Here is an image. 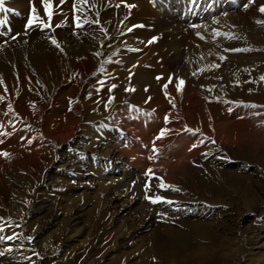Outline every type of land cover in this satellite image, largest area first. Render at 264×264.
Returning <instances> with one entry per match:
<instances>
[{
  "label": "bare ground",
  "instance_id": "1",
  "mask_svg": "<svg viewBox=\"0 0 264 264\" xmlns=\"http://www.w3.org/2000/svg\"><path fill=\"white\" fill-rule=\"evenodd\" d=\"M51 3L52 19L56 22L72 27L76 26L75 17L80 16L82 27H77L79 32L75 36L65 32L56 36L42 30L36 39L22 36L12 40L16 34L24 33L23 26L27 16L33 15V7L47 22L42 0H5V8L13 11H0V19L6 21L0 27V36L7 40L0 47V136L7 134V141L16 139L27 144L30 135V142L35 141L34 150L27 151L26 159L23 151L15 149L21 154L13 155L11 162L0 166L5 184L32 181L24 166L42 153L40 140L46 138L59 145L53 171L42 176V185L47 190L64 177L68 193L80 194L90 207L95 200L92 191L114 181L121 186L127 184L135 192V197L126 204L135 213L145 215L150 213L149 209H156L164 215L178 216L213 211L203 203H196L190 192L174 187L179 182L189 184L194 166L202 167L204 160L216 158V150L204 156V136L219 138L225 129L222 124L212 127L209 120L204 121L205 86L197 78L204 68L223 83L241 79L249 69L264 74V23H257L264 21V13L259 11L264 0H66L63 5L60 0H51ZM136 25L142 27H133ZM11 28L16 31H9ZM129 28L133 30L129 32ZM53 38L59 47L52 43ZM237 48L246 51L232 50ZM217 57L225 62L215 61ZM149 62L155 63L156 69L148 67ZM104 64H107L104 78L115 75L118 78H113L115 81L106 85L102 94L90 99L88 93L93 89L95 92L104 82H91L88 89L86 84ZM20 80H30L37 86L40 80L44 87H38L32 99L9 101L7 85H18ZM180 80L184 84L177 90ZM247 100L252 102L253 98ZM254 110L225 109L228 118ZM29 114L33 118L27 122L28 127H23L20 121H27ZM82 119L89 124L78 129ZM30 129L40 133L32 136ZM187 129L198 131L193 135ZM77 133L81 135L73 139ZM227 141L230 147L242 142L261 146L264 128L249 132L241 129L228 135ZM62 169L67 172L62 173ZM148 169L154 174L151 180L146 176ZM146 183L150 184L147 192L143 190ZM160 183L172 187L160 188ZM176 194L189 204H178L171 197ZM146 196H170L164 200L171 203H151ZM71 222L73 234L79 232V227L88 228L78 214ZM150 226L149 221L144 222L139 232H146ZM157 227L159 230L153 229L154 238L167 228L164 223ZM2 233L1 236L13 239L1 242L4 250L0 251L3 253L0 263L15 264L8 257L14 238L19 237L16 241L20 247L28 245L14 228H6ZM185 238L182 234L168 240L177 244ZM46 250L53 249L45 247ZM65 251L57 248L58 259Z\"/></svg>",
  "mask_w": 264,
  "mask_h": 264
},
{
  "label": "rangeland",
  "instance_id": "2",
  "mask_svg": "<svg viewBox=\"0 0 264 264\" xmlns=\"http://www.w3.org/2000/svg\"><path fill=\"white\" fill-rule=\"evenodd\" d=\"M29 18L28 15L26 24ZM51 25V28L43 29L37 22L29 28L27 34L23 26L24 33L16 34L15 37L36 39L43 31L56 36L63 32L75 36L79 32L76 26L56 22L55 18ZM9 31L16 30L11 28ZM82 34L88 36L89 33L83 31ZM6 42L0 36V47ZM215 61L225 62L222 57H217ZM106 65L100 66L86 84L85 89H88L93 82H104L95 88V92L93 89L88 93L90 99L102 94L105 86L118 78L117 75L104 78ZM155 65L149 62L148 67L156 69ZM208 71L204 68L197 78V82L205 86L204 121L209 120L212 127L222 124L225 128L221 130L223 136H204V156L216 150V158L204 160L202 167L194 166L189 184L179 182L174 187L178 191L190 192L196 197V203H203L206 209L213 211L208 213L206 210L201 215L182 213L178 216L172 213L164 215L166 213H158L156 209H149L150 213L145 215L140 211L135 213L128 210L126 205L129 199L135 197V192L127 184L121 186L114 181L105 182L92 191L95 200L90 207H87L80 194L74 196L68 193L64 177L58 178L55 184L49 186L51 189L47 190L42 185V176L53 171L59 145L45 138L40 140L42 153L24 166L31 182L7 186L0 172V226H3V230L9 227L17 230L21 233L20 239L24 237L28 245L20 247L16 241L19 237L14 238L12 250L8 251L12 263L264 264V144L255 146L242 142L236 147H230L227 141L228 135L241 129L242 132H249L264 128V96L261 97L264 95V74H256L249 69L245 70L241 79L233 78L223 83ZM37 84L30 80H20L18 85H7L9 101L32 99L31 96H35L38 87L42 86L40 80ZM249 98H253L252 102H248ZM229 107H249L255 110L251 114L228 118L225 109ZM32 115L29 114L27 121H20V125L28 127L27 122L32 120ZM88 124V121L82 119L78 129ZM36 129H30L29 133L32 136L39 134L35 132ZM80 135L77 133L73 139ZM29 136L27 144L16 139L7 141V134L0 136V166L11 162L13 155L21 154L18 151H23L26 159L27 151L32 152L35 148V141L30 142ZM61 172L67 171L62 169ZM171 197L178 204H189L182 200L180 194ZM142 201L147 202L145 199ZM17 206L19 210L15 209ZM75 214L80 215L88 225L86 230L79 227L77 234L71 230ZM147 221L152 226L140 233ZM160 223H164L167 228L161 229L160 236L154 238L153 229L156 227L159 230L157 226ZM2 234L0 232V236ZM131 234H136L133 239L130 238ZM182 234L186 238L180 243L169 242V238ZM5 239L0 240V251L4 250L1 242ZM123 244L127 247H123ZM45 247L53 250L44 251ZM59 247L66 251L58 259L56 251Z\"/></svg>",
  "mask_w": 264,
  "mask_h": 264
},
{
  "label": "snow or ice",
  "instance_id": "3",
  "mask_svg": "<svg viewBox=\"0 0 264 264\" xmlns=\"http://www.w3.org/2000/svg\"><path fill=\"white\" fill-rule=\"evenodd\" d=\"M42 3H43V6L45 8L46 15H47V22H45L43 19H41L39 17V15L36 13V9L33 7V9H32L33 15L27 21V24L25 26V29H26L25 34H27V29L31 28L37 22L39 23V26H41L43 29H47V28H51L52 27L51 21H52V18H53V11H52V3H51V0H42ZM65 3H66V0H60V4L61 5L65 4ZM4 5H5V0H0V11H4V12L13 11L12 9L5 8ZM73 8L74 9L76 8V5L75 4H73ZM259 11L261 13H264V5H261L259 7ZM75 21H76V27H78V28L79 27H82V24L80 23V16H76L75 17ZM5 23H6L5 20L0 19V27H2ZM257 23H264V21H257ZM60 26L61 25H56V27H60ZM133 27H142V25H136V26H133ZM193 27H199V26L198 25H193ZM132 30H133L132 28H129L128 29L129 32H131ZM217 35H220V33H217ZM224 35L228 36V38H230V39L231 38H235V37H233V36H231L229 34H224ZM15 38H16L15 36L12 37V39H15ZM151 42L152 41H149V43H151ZM52 43L54 45H56L57 47H59V44L56 41V39L53 38L52 39ZM232 50L233 51H237V52H239V51H246V49H239V48L232 49ZM157 79L159 80V79H161V77H157ZM171 82H172V79L169 78V83H171ZM183 84H184V81L183 80H180L179 83L176 85L177 86V90H180ZM112 87L115 88L116 86L115 85H112ZM167 87H168V84H165L164 85V89L166 90ZM132 90H134V89H132ZM253 107H255V105H253ZM187 130L189 132H192L193 135H195L196 134V131H198V130H192V129H187ZM163 134H164V132L162 130L161 131V136ZM212 142L215 143V141H212ZM193 147H196V145H193ZM3 155L7 156L8 153H3ZM153 175L154 174L152 173V170L151 169H148L147 172H146V176H148L149 180L152 179ZM157 179H159V178H157ZM158 186L160 188L172 187V186H166L163 183H160ZM145 190H146V192L147 191H150V185L148 183H146V185H145ZM176 190H178V189H176ZM146 199H150L151 203H157V202H160V201H163L165 203H171V201L164 200V198L163 197H160V196H156L155 198L146 196ZM2 231H3V226H0V232H2ZM3 239H5V237L0 236V240H3ZM6 239L11 240V239H13V237L12 236H9V237H6ZM0 255H3V253L0 252Z\"/></svg>",
  "mask_w": 264,
  "mask_h": 264
}]
</instances>
